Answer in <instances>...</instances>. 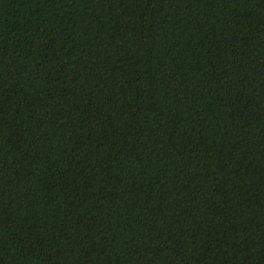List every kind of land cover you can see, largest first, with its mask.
I'll return each instance as SVG.
<instances>
[{
	"label": "trees",
	"instance_id": "16d2710c",
	"mask_svg": "<svg viewBox=\"0 0 264 264\" xmlns=\"http://www.w3.org/2000/svg\"><path fill=\"white\" fill-rule=\"evenodd\" d=\"M0 264H264V0H0Z\"/></svg>",
	"mask_w": 264,
	"mask_h": 264
}]
</instances>
